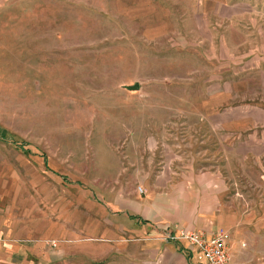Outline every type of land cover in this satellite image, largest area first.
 <instances>
[{
	"label": "rangeland",
	"instance_id": "1",
	"mask_svg": "<svg viewBox=\"0 0 264 264\" xmlns=\"http://www.w3.org/2000/svg\"><path fill=\"white\" fill-rule=\"evenodd\" d=\"M196 2L0 0V163L28 160V190L45 175L52 199L71 208L74 183L112 190L129 163L218 162L237 207L264 208V141L226 138L217 158L195 123L206 96L227 88L217 78L228 77ZM239 87L250 102L221 114H263L264 86Z\"/></svg>",
	"mask_w": 264,
	"mask_h": 264
},
{
	"label": "crops",
	"instance_id": "2",
	"mask_svg": "<svg viewBox=\"0 0 264 264\" xmlns=\"http://www.w3.org/2000/svg\"><path fill=\"white\" fill-rule=\"evenodd\" d=\"M195 1L209 42L218 44L216 69L228 76L217 78L227 88L206 96L204 115L195 121L205 125L218 158L226 138L228 144L245 135L264 141V111L221 114L250 102L240 100L239 86H264V0ZM12 159L0 163V264H196L183 244L162 239L174 227L225 232L229 264H264V208H238L218 162L197 168L173 155L158 164L129 163L121 179L110 178L112 190L94 195L74 183L70 208L64 196L52 199L45 175L29 191L28 160Z\"/></svg>",
	"mask_w": 264,
	"mask_h": 264
},
{
	"label": "built area",
	"instance_id": "3",
	"mask_svg": "<svg viewBox=\"0 0 264 264\" xmlns=\"http://www.w3.org/2000/svg\"><path fill=\"white\" fill-rule=\"evenodd\" d=\"M162 239L184 245L196 264H229L228 237L220 230L210 235L180 228L165 229Z\"/></svg>",
	"mask_w": 264,
	"mask_h": 264
},
{
	"label": "water",
	"instance_id": "4",
	"mask_svg": "<svg viewBox=\"0 0 264 264\" xmlns=\"http://www.w3.org/2000/svg\"><path fill=\"white\" fill-rule=\"evenodd\" d=\"M125 89L129 90V91H134V90L138 89V86H137V84H133L131 86H125Z\"/></svg>",
	"mask_w": 264,
	"mask_h": 264
}]
</instances>
